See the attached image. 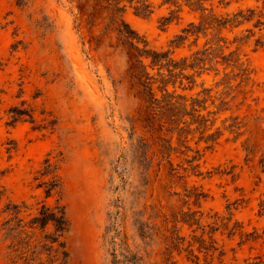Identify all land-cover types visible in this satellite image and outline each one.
<instances>
[{
	"label": "rangeland",
	"instance_id": "obj_1",
	"mask_svg": "<svg viewBox=\"0 0 264 264\" xmlns=\"http://www.w3.org/2000/svg\"><path fill=\"white\" fill-rule=\"evenodd\" d=\"M136 1L0 0V264H59L29 228L43 205L66 264H264V0Z\"/></svg>",
	"mask_w": 264,
	"mask_h": 264
},
{
	"label": "trees",
	"instance_id": "obj_2",
	"mask_svg": "<svg viewBox=\"0 0 264 264\" xmlns=\"http://www.w3.org/2000/svg\"><path fill=\"white\" fill-rule=\"evenodd\" d=\"M180 1L181 0H163V2L166 4H175L178 6H180L179 5ZM206 1H210V0H185L186 5H188L191 9L199 10L201 12H204L206 10L204 7V2ZM134 10L137 14H140L143 16H148L152 13L151 5L148 3L147 0H137ZM238 15H240V13H238ZM170 21H171V17L162 18L161 26H165ZM227 22L228 20H219L217 22V26L223 27ZM201 29L202 28L195 27L193 24H190L188 28H185L182 30V35H178L175 37V39L172 41V44L173 45L180 44V42L186 39L187 35L197 33ZM123 33L125 34L127 38L135 39V37L137 36V34L125 24H124ZM139 53L141 56H146V58H150L152 65H158L164 61L166 63L165 65L171 63V61L167 59L168 57L167 53H159V52L145 50V49L139 50ZM139 63H141L140 60H139ZM173 67H175V64ZM149 95H152L151 89H149ZM169 104L171 103L167 102V105ZM9 114H10L9 124L11 125L15 124L16 122L22 119H25V117H27V121L31 123L34 122L32 114L27 110L14 107L9 110ZM261 168H262V171L264 172V159L261 161ZM51 172H52V167L50 164H47L46 162V166H45V169L42 175L47 176V175H50ZM55 182L56 181L51 180L47 182L46 184L44 183L46 197H49L52 193V190L57 187V183L55 184ZM13 209L16 210L17 207L15 206ZM48 226L52 227L53 231L51 233L45 232ZM17 227H21V226H17ZM29 228L30 229L38 228L39 230L45 232L43 234L42 245L40 247L41 248L40 251L42 255H45L48 258L52 253L56 255L58 254L59 264H66L67 259H68V251L66 249V245L64 242V235L67 234L69 231V222L66 217V213H65L63 206H56V207L50 208L48 206L43 205L39 213L30 220ZM24 231L25 230L23 227H21V230H18L16 227L10 226L9 222H6V233H5L6 239H10L13 241V238L15 237V235L20 237V234H22V232ZM21 240L19 239L17 242H20ZM13 243L14 241L11 243L12 248L15 247ZM14 252L17 253V250L16 251L14 250ZM17 256L18 257H15V258L23 259L24 264H29V261L33 262L32 255H30L29 258H27L26 252H19ZM50 261L51 260H49L48 264H50ZM125 262L127 264H136L134 257L128 258L127 260H125Z\"/></svg>",
	"mask_w": 264,
	"mask_h": 264
}]
</instances>
